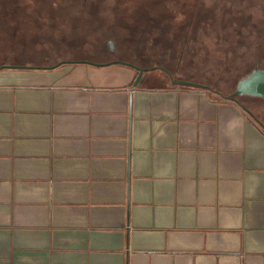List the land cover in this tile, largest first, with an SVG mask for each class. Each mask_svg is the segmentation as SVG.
Returning a JSON list of instances; mask_svg holds the SVG:
<instances>
[{
	"label": "crops",
	"instance_id": "crops-1",
	"mask_svg": "<svg viewBox=\"0 0 264 264\" xmlns=\"http://www.w3.org/2000/svg\"><path fill=\"white\" fill-rule=\"evenodd\" d=\"M136 76L0 67V264H264V134Z\"/></svg>",
	"mask_w": 264,
	"mask_h": 264
},
{
	"label": "rangeland",
	"instance_id": "rangeland-1",
	"mask_svg": "<svg viewBox=\"0 0 264 264\" xmlns=\"http://www.w3.org/2000/svg\"><path fill=\"white\" fill-rule=\"evenodd\" d=\"M15 1L20 0H0V65H47L64 59L129 61V49L140 48L133 29L143 12L142 0H116L120 3L114 7L115 14L110 20L107 14L102 16L101 10L99 18L92 20V17L80 19L65 8L51 6L47 12V8L42 7L50 14V18L45 15L44 21L49 31L41 34L38 40L30 35L33 27L40 26V21L32 23L25 19L26 24L21 27L29 29V36L21 32L13 34ZM223 2L211 8L212 13L223 16L220 20L206 26L200 24L202 21L194 23L190 38L185 43L177 41L185 45L186 51L173 52L169 59L166 53H162L159 62L168 69L173 79L201 84L221 95H234L241 79L254 70L264 71V0ZM207 4L208 1H204L198 7V14L205 12ZM149 6L157 7V0H151ZM23 10L27 11L25 8ZM28 17L31 15L27 13L24 18ZM111 37L115 38V50H111L107 44ZM160 41L165 43L164 39ZM38 45L43 47L44 54L38 51ZM149 55L154 56L152 51ZM140 59L137 57L136 63L141 64ZM162 69L152 68L139 83L154 87L173 85V80ZM234 96L250 115L264 125L263 98L247 94Z\"/></svg>",
	"mask_w": 264,
	"mask_h": 264
},
{
	"label": "flooded vegetation",
	"instance_id": "flooded-vegetation-1",
	"mask_svg": "<svg viewBox=\"0 0 264 264\" xmlns=\"http://www.w3.org/2000/svg\"><path fill=\"white\" fill-rule=\"evenodd\" d=\"M204 1H208V4L204 7L205 12L202 14H198V7L203 4ZM150 2L151 0H142V4L144 5L143 12L141 14L140 21H138L136 27L133 29V35L138 41L140 48L136 50H133V48L129 49V52L131 54L130 60L124 61L119 59H113L108 61L91 62L97 64H105L114 61L125 63L134 67L137 70V75L139 72L138 68H142L143 71L139 80L142 77L145 79L147 72L152 68L163 67L164 69H162V71L166 73V76L169 79L173 80V85H189L195 87L203 86L206 88V86L201 84L189 83L187 81L173 79L172 75L168 73V69H165V66L160 64L159 59H161V56L163 55L162 53H166V58H168L173 52L186 51L185 45H183L181 42L185 43L190 38L194 23H200L202 21V23L200 24L202 26H206V24H212L216 20H220L223 16H218L215 12L212 13L211 8L213 6L217 7L219 5H222L224 3L223 0H157L158 6L155 8L149 6ZM119 3L120 2L116 0L15 1L13 5V13L16 16L14 17L15 21H13L14 28L12 29V31L14 32V35H16L17 32H21L25 36H29V29L21 27L22 25L26 24V22H24L26 21L25 19H28L27 21H30L32 23L40 21V26L37 25L38 27H33V31H31L32 35H30V37L38 40L41 34H44L45 32L49 31L48 27L45 26L47 24L44 21L46 20L45 15H49L50 18V14L46 13L42 7H46L47 12L48 8L51 6L57 8H65L67 9L68 13H72L80 19L92 17V20H97L99 18V10H101L100 13L102 12V16L103 14H107V19L110 20L115 14L114 7L118 6ZM24 8L27 9V11L23 10ZM27 13L30 14L31 17L24 18ZM42 22L44 23V25ZM127 31L129 32V29H127ZM114 39L115 38L111 37L107 42L111 50H115ZM160 39H164L165 43H162ZM158 50H160L159 54ZM38 51L43 54L45 53L41 45H38ZM151 51L153 52V57L149 55ZM137 57L141 58V64L136 63L135 60ZM157 62H159V64ZM3 66L30 67L31 64L0 65V67Z\"/></svg>",
	"mask_w": 264,
	"mask_h": 264
},
{
	"label": "water",
	"instance_id": "water-1",
	"mask_svg": "<svg viewBox=\"0 0 264 264\" xmlns=\"http://www.w3.org/2000/svg\"><path fill=\"white\" fill-rule=\"evenodd\" d=\"M138 71L134 84L139 81L143 69L138 68ZM243 94L257 96L264 99V71L254 70L251 74L237 83L234 95Z\"/></svg>",
	"mask_w": 264,
	"mask_h": 264
},
{
	"label": "trees",
	"instance_id": "trees-1",
	"mask_svg": "<svg viewBox=\"0 0 264 264\" xmlns=\"http://www.w3.org/2000/svg\"><path fill=\"white\" fill-rule=\"evenodd\" d=\"M198 90L201 91H205L207 93V95L212 98V99H221V100H225L228 102L233 103L234 105H236L251 121L252 123L257 127V129L264 134V125L261 124L254 116L250 115L248 113V111L246 110V108L242 105V103L240 101H238L237 97L234 96L233 94H229V95H221L218 92L211 90L209 88H205V87H196Z\"/></svg>",
	"mask_w": 264,
	"mask_h": 264
}]
</instances>
